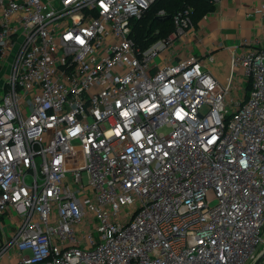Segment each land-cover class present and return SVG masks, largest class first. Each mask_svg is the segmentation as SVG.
<instances>
[{
  "label": "built area",
  "instance_id": "2783aa9c",
  "mask_svg": "<svg viewBox=\"0 0 264 264\" xmlns=\"http://www.w3.org/2000/svg\"><path fill=\"white\" fill-rule=\"evenodd\" d=\"M155 1L0 0V263L264 254V38L231 48L222 82L177 56L192 7L168 37L136 44L133 22ZM244 78L249 95L231 98Z\"/></svg>",
  "mask_w": 264,
  "mask_h": 264
},
{
  "label": "crops",
  "instance_id": "0c3cea01",
  "mask_svg": "<svg viewBox=\"0 0 264 264\" xmlns=\"http://www.w3.org/2000/svg\"><path fill=\"white\" fill-rule=\"evenodd\" d=\"M260 1L261 0H221L216 6V10L211 14L205 16V18H207L208 20L211 19V21L209 20L211 22L210 26L207 22H205L206 19H203L204 21L202 20L197 24L195 34L193 33L186 36L183 39L184 42H189L190 46H194L192 50H195V52H203V48H205L207 51H205L204 53L206 54L212 51L213 48H217L218 45H226L227 47L232 48L235 45H239L244 39H253L257 36L263 39L264 20L260 17L258 12ZM226 2L230 4L239 3V7L234 10V14L229 13L221 19L219 18V16L225 11L223 5H225ZM249 4H253L255 10H249ZM227 20H230V22L228 23L229 26H232L233 24H236L238 27L242 26L244 32L239 39L230 41V38L224 37L223 30H217V27L220 26L219 24L221 22L225 23ZM201 32H204V34L207 35L203 36L202 38L198 35V33L201 34ZM177 46H179V43ZM193 54L203 59L205 57L197 55L194 52ZM214 54H217L216 61L218 63L215 61L216 63H213L214 65L212 66L208 65V63H206V60H204L205 67L212 68L217 78L222 82H226L229 75L227 54L219 51L218 53ZM6 260L7 258H4L2 263L4 264Z\"/></svg>",
  "mask_w": 264,
  "mask_h": 264
},
{
  "label": "trees",
  "instance_id": "16d2710c",
  "mask_svg": "<svg viewBox=\"0 0 264 264\" xmlns=\"http://www.w3.org/2000/svg\"><path fill=\"white\" fill-rule=\"evenodd\" d=\"M187 7L193 8L192 20L200 23L205 16L216 10L213 0H156L151 8L139 19L134 20L132 37L142 50L160 38L168 37L175 30L174 15ZM164 10L171 17H162ZM252 88L251 79L246 82V97Z\"/></svg>",
  "mask_w": 264,
  "mask_h": 264
},
{
  "label": "rangeland",
  "instance_id": "374dc122",
  "mask_svg": "<svg viewBox=\"0 0 264 264\" xmlns=\"http://www.w3.org/2000/svg\"><path fill=\"white\" fill-rule=\"evenodd\" d=\"M237 7H239V3L230 4V3L226 2L225 5H223V8L225 9V11L219 16V18L222 19L224 16H226L229 13H233L234 14V10H236ZM254 8L255 7L253 6V4L252 5L249 4V10H255ZM204 19H206L205 22H207L208 25L210 26L211 19H209L210 21L207 18H205V17H204ZM229 22H230V20H227L225 23L221 22L219 24L220 26L217 27V30H219V31L223 30L224 37L230 38V41H233L235 39L236 40L239 39L242 36L243 32H244V30L242 29V26H239L240 28L236 24H233L232 26H229L228 25ZM196 35H197V33H196ZM198 35L203 38V36H205L207 34H204V32H201V34L198 33ZM178 43H179V46H177V56L178 57H184V56L188 55L189 53L194 52L197 55L205 56L204 60H206V63H208V65H212L213 66L217 62L216 61L217 54H214V53H218V51H219V52H224V53L227 54V57H228V68L230 66L231 48L227 47L226 45H224V46L223 45H218L217 48H213L212 51H210V52L205 54L204 52L207 51L205 48H203L204 49L203 52H198V51L195 52V50H192V48L194 46H190L189 42H184L183 39L180 42H178ZM202 54H204V55H202ZM210 54H212L214 56L215 60L213 62L212 61L210 62V58L208 56ZM160 60H161V58L158 57L157 61L159 62ZM5 74H6L5 70H3V73L0 75V85L6 80V78L4 77ZM247 80H248L247 78L239 79V83H237L236 88L232 89V92L230 94L231 98H233V99L241 98L242 99V98L245 97ZM9 223H10L9 219H6L5 222H3L2 225L0 224V239H1L2 234L5 235V232H4L5 229H6L5 231H7V233L9 232L8 231ZM95 234H97V233H95ZM263 234H264V228H263ZM0 242H1V240H0ZM14 254H13L14 259H12V260L8 259L6 262L16 263L17 256L14 255ZM0 264H2V263H0Z\"/></svg>",
  "mask_w": 264,
  "mask_h": 264
},
{
  "label": "water",
  "instance_id": "95a60500",
  "mask_svg": "<svg viewBox=\"0 0 264 264\" xmlns=\"http://www.w3.org/2000/svg\"><path fill=\"white\" fill-rule=\"evenodd\" d=\"M165 17H171V15L169 14V15H166ZM263 255H264V254H263ZM263 255H262V256H260V257L258 258V260L256 261V263H255V264H258V263L261 261V259H262Z\"/></svg>",
  "mask_w": 264,
  "mask_h": 264
}]
</instances>
